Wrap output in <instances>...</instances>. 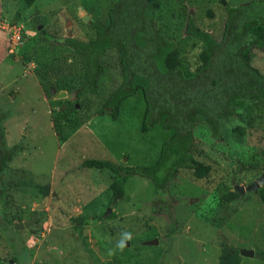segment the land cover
Returning <instances> with one entry per match:
<instances>
[{
    "label": "rangeland",
    "instance_id": "1",
    "mask_svg": "<svg viewBox=\"0 0 264 264\" xmlns=\"http://www.w3.org/2000/svg\"><path fill=\"white\" fill-rule=\"evenodd\" d=\"M250 1L156 4L154 25L177 48L184 78L197 71L200 51V42L185 32L187 20L219 42L225 8ZM114 2L34 0L26 6L23 0H0V113L8 115L0 126L5 146H20L4 172L0 264H217L221 247L227 245L238 252L264 251V205L258 194L264 182L256 192L231 201L223 198L233 186L244 188L264 174V100L232 101L231 116L216 121V135L195 118L189 154L210 164L200 180L180 169L157 192L148 179L135 174L113 192L110 172L81 167L89 159L121 168L148 167L172 134L158 125L143 129L139 94L120 104L114 121L99 113L119 83L109 69L97 82L98 93L85 94L76 103L71 98L83 75L62 39L92 38L90 21L107 25ZM8 26L21 31L19 46L11 52ZM249 64L264 73V52L253 49ZM203 84L208 87L205 98L211 101L213 93L221 98L209 80ZM66 98L74 110L54 126L55 116L69 106L59 102ZM236 127L244 132H235ZM35 213L31 226L13 229ZM78 217L83 219L80 224ZM123 232H130L132 239L121 249ZM153 240L156 245L142 244ZM240 258L239 264H264L255 255Z\"/></svg>",
    "mask_w": 264,
    "mask_h": 264
},
{
    "label": "trees",
    "instance_id": "2",
    "mask_svg": "<svg viewBox=\"0 0 264 264\" xmlns=\"http://www.w3.org/2000/svg\"><path fill=\"white\" fill-rule=\"evenodd\" d=\"M33 1L23 0L26 6ZM160 1L115 0L107 11V25L90 21L92 38L86 41L62 39L79 61L83 75L78 89L72 97L70 95L73 102L85 94L98 93L97 82L100 77L107 76L109 69L116 73L119 83L104 98L99 113H106L114 121L120 104L139 94L144 103L143 129L158 125L172 133L162 144L156 162L148 167L121 168L95 159L81 163L83 168L110 172L113 192L120 191L125 177L135 174L148 179L157 192H163L165 184L180 169L187 170L193 180L204 178L210 164L189 154L192 142L190 129L195 118L204 121L216 135V121L231 116L228 105L232 101L239 98L264 100V73L249 64L253 49L264 52V0H251L243 6L225 8L227 16L219 42L195 27L190 18L187 20L186 34L200 42L199 67L190 78H184L180 72L174 43L154 25V9ZM173 1L181 3L183 0ZM203 79L209 80V86L215 87L214 92L219 91L221 98H217L215 93L211 101L205 98L208 87L205 88ZM59 102L69 106L55 116L54 126L60 119L66 121V113L74 110L67 98ZM7 117V113H0V123ZM234 131L244 132L238 127ZM19 148V145L5 146L0 126V199L5 186L4 172ZM260 155L264 161V152ZM170 157L174 161H169ZM258 194L264 205V184ZM238 196V193L229 191L223 198L231 201ZM82 220L81 217L76 219L79 224ZM255 252L253 254L257 258L264 260V251ZM240 259L238 250L227 245L221 247L217 264H239Z\"/></svg>",
    "mask_w": 264,
    "mask_h": 264
},
{
    "label": "water",
    "instance_id": "3",
    "mask_svg": "<svg viewBox=\"0 0 264 264\" xmlns=\"http://www.w3.org/2000/svg\"><path fill=\"white\" fill-rule=\"evenodd\" d=\"M82 21H85V17L82 19ZM56 97L58 99L62 98L63 97V93L57 94ZM263 182H264V174H261L249 186H246L244 188L241 187V186H233L232 189H231V191H235L236 193H238V195H241L244 192H256L257 187H259V185H261ZM117 196L118 195H115L114 198L112 199V204L115 202ZM44 200H45V198H44ZM42 206L43 205L41 203L38 207H36V209L37 210H40V209H42ZM36 215H37V213H35V215L29 221L23 222L21 224H13V229H15V230H22V229L28 228L35 221ZM142 244H144V245H154L155 244L156 245V240L147 241V242H144ZM238 253H239V256L240 257H247V258H253V255H254L253 254V251H251V250H245V249L239 250Z\"/></svg>",
    "mask_w": 264,
    "mask_h": 264
},
{
    "label": "built area",
    "instance_id": "4",
    "mask_svg": "<svg viewBox=\"0 0 264 264\" xmlns=\"http://www.w3.org/2000/svg\"><path fill=\"white\" fill-rule=\"evenodd\" d=\"M7 44H8V51H13L18 48V44L20 43V36L21 31L20 28L17 30L11 26L7 27Z\"/></svg>",
    "mask_w": 264,
    "mask_h": 264
},
{
    "label": "clouds",
    "instance_id": "5",
    "mask_svg": "<svg viewBox=\"0 0 264 264\" xmlns=\"http://www.w3.org/2000/svg\"><path fill=\"white\" fill-rule=\"evenodd\" d=\"M132 239V234L130 232H123L121 234V241L118 245L121 249L124 247L125 242Z\"/></svg>",
    "mask_w": 264,
    "mask_h": 264
},
{
    "label": "flooded vegetation",
    "instance_id": "6",
    "mask_svg": "<svg viewBox=\"0 0 264 264\" xmlns=\"http://www.w3.org/2000/svg\"><path fill=\"white\" fill-rule=\"evenodd\" d=\"M230 192H231V190H230ZM232 192H235V191H232Z\"/></svg>",
    "mask_w": 264,
    "mask_h": 264
}]
</instances>
